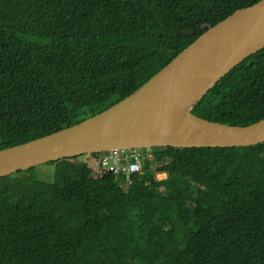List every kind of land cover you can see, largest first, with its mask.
<instances>
[{
    "label": "trees",
    "instance_id": "1",
    "mask_svg": "<svg viewBox=\"0 0 264 264\" xmlns=\"http://www.w3.org/2000/svg\"><path fill=\"white\" fill-rule=\"evenodd\" d=\"M258 1L0 0V150L122 102ZM193 111L263 119L264 49ZM153 151L132 185L77 157L46 164L53 180L38 167L0 178V264H264V142Z\"/></svg>",
    "mask_w": 264,
    "mask_h": 264
},
{
    "label": "water",
    "instance_id": "2",
    "mask_svg": "<svg viewBox=\"0 0 264 264\" xmlns=\"http://www.w3.org/2000/svg\"><path fill=\"white\" fill-rule=\"evenodd\" d=\"M264 49V0L209 28L134 94L87 120L0 150V178L118 149L228 148L264 142V118L250 125L212 121L194 107L236 66Z\"/></svg>",
    "mask_w": 264,
    "mask_h": 264
},
{
    "label": "built area",
    "instance_id": "3",
    "mask_svg": "<svg viewBox=\"0 0 264 264\" xmlns=\"http://www.w3.org/2000/svg\"><path fill=\"white\" fill-rule=\"evenodd\" d=\"M89 159V158H87ZM93 160L98 164L93 166L95 174L112 172L120 178H124L130 185L133 184L135 175H143L148 163L156 166L159 164V156L153 149H118L115 151L95 155ZM114 161V162H113Z\"/></svg>",
    "mask_w": 264,
    "mask_h": 264
},
{
    "label": "rangeland",
    "instance_id": "4",
    "mask_svg": "<svg viewBox=\"0 0 264 264\" xmlns=\"http://www.w3.org/2000/svg\"><path fill=\"white\" fill-rule=\"evenodd\" d=\"M76 160H77V162L82 163V162H85L87 160V157L85 155L80 156V157H77ZM38 174L41 178L53 180L54 174H55V166L54 165L39 166L38 167ZM160 177L163 178L164 175H161ZM191 207H192L191 205H188V208H191ZM115 261L118 262L119 260L116 258Z\"/></svg>",
    "mask_w": 264,
    "mask_h": 264
}]
</instances>
